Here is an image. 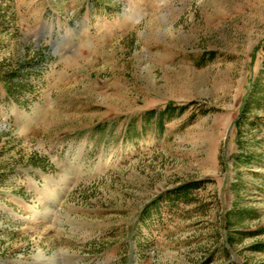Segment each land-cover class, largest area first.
<instances>
[{"label":"rangeland","instance_id":"rangeland-1","mask_svg":"<svg viewBox=\"0 0 264 264\" xmlns=\"http://www.w3.org/2000/svg\"><path fill=\"white\" fill-rule=\"evenodd\" d=\"M0 264H264V0H0Z\"/></svg>","mask_w":264,"mask_h":264}]
</instances>
